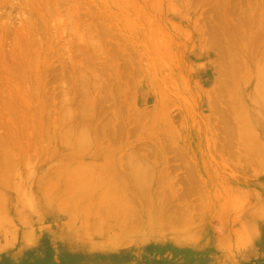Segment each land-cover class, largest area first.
<instances>
[{"label":"rangeland","instance_id":"obj_1","mask_svg":"<svg viewBox=\"0 0 264 264\" xmlns=\"http://www.w3.org/2000/svg\"><path fill=\"white\" fill-rule=\"evenodd\" d=\"M264 264V0H0V263Z\"/></svg>","mask_w":264,"mask_h":264},{"label":"crops","instance_id":"obj_2","mask_svg":"<svg viewBox=\"0 0 264 264\" xmlns=\"http://www.w3.org/2000/svg\"><path fill=\"white\" fill-rule=\"evenodd\" d=\"M0 264H2V262Z\"/></svg>","mask_w":264,"mask_h":264}]
</instances>
